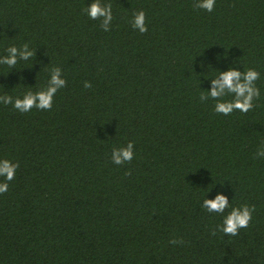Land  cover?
Listing matches in <instances>:
<instances>
[{
    "label": "trees",
    "instance_id": "trees-1",
    "mask_svg": "<svg viewBox=\"0 0 264 264\" xmlns=\"http://www.w3.org/2000/svg\"><path fill=\"white\" fill-rule=\"evenodd\" d=\"M92 2L0 0V96L46 87L54 67L67 82L51 109L0 101V160L19 161L0 177V264H264V0H102L108 31ZM25 43L32 56L3 63ZM230 67L260 73L247 113L200 100ZM219 194L223 214L201 207ZM245 203L249 226L219 231Z\"/></svg>",
    "mask_w": 264,
    "mask_h": 264
},
{
    "label": "clouds",
    "instance_id": "clouds-1",
    "mask_svg": "<svg viewBox=\"0 0 264 264\" xmlns=\"http://www.w3.org/2000/svg\"><path fill=\"white\" fill-rule=\"evenodd\" d=\"M215 0H196L193 5L195 8L204 9L212 12L214 9ZM112 4L103 3L102 0H93V2L84 9L91 19L101 20V27L103 30H110V24L113 20ZM132 27L138 29L140 33L147 32L146 14L144 10H139L133 13ZM20 51V57L27 60L33 55V51L29 50L27 43L22 47L15 45L8 47L6 50L10 53L9 56L4 58L3 63L10 66L17 64V52ZM226 55V54H225ZM203 64V61L201 62ZM62 69L54 67L50 81L46 87L37 91L28 90L22 98H13L10 95L0 96V101L13 106L21 112H28L33 107L38 109H51L54 95L56 92L66 87V79L61 76ZM260 73L254 68H248L246 71L241 72L238 68L230 67L227 71H219L213 78V87L210 91L200 95V100L206 101L211 98L216 101L214 111L218 114L229 115L233 111L239 110L242 113H247L254 107V100L260 96V89L256 86V81L259 79ZM85 87L90 88L91 83L86 81ZM234 94V95H233ZM231 96V99L225 97ZM264 149V145H262ZM260 153L257 152V156ZM134 156V142L129 141L126 147H117L112 152L111 159L117 164L121 165L125 162H131ZM19 167V161L13 163L9 159L0 160V177H5L6 181H11L15 177L16 169ZM8 183H0V194L8 190ZM229 200L224 194H219L215 199L203 200L202 208L208 212H215L223 214L225 209L229 207ZM255 206H249L247 203L242 206L233 207L231 211L224 216L219 231L226 235L236 236L241 228H247L252 220V214ZM213 235L216 234V229H213ZM172 244H177L182 241L172 239Z\"/></svg>",
    "mask_w": 264,
    "mask_h": 264
}]
</instances>
